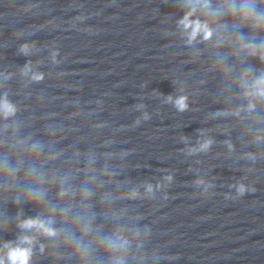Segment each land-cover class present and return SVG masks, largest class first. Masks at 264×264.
Returning a JSON list of instances; mask_svg holds the SVG:
<instances>
[{"label": "clouds", "instance_id": "9594fccd", "mask_svg": "<svg viewBox=\"0 0 264 264\" xmlns=\"http://www.w3.org/2000/svg\"><path fill=\"white\" fill-rule=\"evenodd\" d=\"M197 2H199V0H197ZM190 15L191 13L185 15V17L181 21V24H183L185 29H189V28L191 29L189 33V43H191V41L194 40L199 33H203L204 39L210 38L212 33L208 29V27L206 25H202L199 21L190 20L189 19ZM41 78L42 77L40 75L34 76V79H41ZM262 82H264V80H262ZM259 94L264 96V89H261ZM185 101H186L185 97L178 98L175 102L176 106L180 110H183L184 108L187 107ZM14 111L15 109L13 105L10 104L7 99L0 100V112H3L5 117L13 114ZM208 143L210 142H206L204 145H202V147L206 148L208 146ZM148 190L151 191V186H149ZM245 191L246 189L244 185H240L238 188V192L242 195L244 194ZM22 227L24 228L37 227L43 229V231L48 235H54V232L50 228L45 227L44 223L41 221L28 220L22 225ZM24 242L30 244L31 240L25 237ZM28 256H29V249L16 248L10 250L8 255V260L10 264H28ZM0 264H4L3 259H0Z\"/></svg>", "mask_w": 264, "mask_h": 264}]
</instances>
